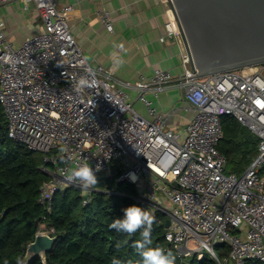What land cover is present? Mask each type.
Here are the masks:
<instances>
[{
	"label": "built area",
	"instance_id": "2783aa9c",
	"mask_svg": "<svg viewBox=\"0 0 264 264\" xmlns=\"http://www.w3.org/2000/svg\"><path fill=\"white\" fill-rule=\"evenodd\" d=\"M25 1L35 3L45 30L16 46L0 22V104L9 137L43 154L40 168L50 178L42 183L38 200L45 210L52 212L58 192L80 188L66 180L71 168L89 162L95 171L100 164L98 177L116 162L123 168L120 179L140 187L138 200L168 215L166 239L181 261L214 253L219 264H264V63L197 77L185 46L177 80L171 71L156 68L134 86L146 117L113 67L86 58L68 24L72 5ZM163 1L170 13L166 34L184 45L173 0ZM99 16L113 32L111 12L102 9ZM81 77L94 86L77 92ZM172 83L196 111L184 133L167 127L166 113L148 98ZM226 114L259 138L258 152L242 174L226 172L227 157L218 147ZM92 189L82 191L85 204ZM222 243L230 250L219 257L216 246Z\"/></svg>",
	"mask_w": 264,
	"mask_h": 264
},
{
	"label": "trees",
	"instance_id": "16d2710c",
	"mask_svg": "<svg viewBox=\"0 0 264 264\" xmlns=\"http://www.w3.org/2000/svg\"><path fill=\"white\" fill-rule=\"evenodd\" d=\"M224 131L219 150L227 157L226 172L242 174L258 152L259 138L233 115L222 116ZM43 154L28 149L8 135V120L0 104V264H20L27 245L40 231H54L57 239L48 252L47 264H142V257L134 247L140 240L139 231L129 235L111 229L109 225L123 217V209L137 205L150 211L156 218L148 247H161L181 259L167 239L165 226L168 215L152 211L149 204L138 200L140 187L121 180L123 168L113 162L110 171L97 177L84 203L83 192L75 186L66 187L55 195L51 213L39 203L40 187L50 176L41 170ZM219 257L229 253V246H216ZM29 264H44L40 256ZM192 264H217L209 253L192 259ZM248 264H263L250 260Z\"/></svg>",
	"mask_w": 264,
	"mask_h": 264
},
{
	"label": "crops",
	"instance_id": "0c3cea01",
	"mask_svg": "<svg viewBox=\"0 0 264 264\" xmlns=\"http://www.w3.org/2000/svg\"><path fill=\"white\" fill-rule=\"evenodd\" d=\"M59 6L72 5L68 24L86 58L93 64L113 67L111 54L115 51L123 64L115 69L119 81L129 83L130 100L136 109L149 117L145 104L138 99L134 87L149 79L156 68L166 69L179 78L184 70L182 54L185 44L166 34L170 17L163 0H56ZM112 14L114 31L102 23L99 11ZM0 22L8 39L16 46L30 36L42 33L45 24L35 3L9 0L0 5ZM123 44L120 50L115 45ZM148 98L160 111L165 112L167 127L185 132L195 116V109L184 98L180 88L173 83L158 97L151 92Z\"/></svg>",
	"mask_w": 264,
	"mask_h": 264
},
{
	"label": "water",
	"instance_id": "95a60500",
	"mask_svg": "<svg viewBox=\"0 0 264 264\" xmlns=\"http://www.w3.org/2000/svg\"><path fill=\"white\" fill-rule=\"evenodd\" d=\"M192 55L197 77L264 63V0H173ZM171 224L166 220L165 226ZM40 231L26 248L20 264L40 256L47 264L48 252L57 239ZM181 264H192L182 261Z\"/></svg>",
	"mask_w": 264,
	"mask_h": 264
},
{
	"label": "clouds",
	"instance_id": "9594fccd",
	"mask_svg": "<svg viewBox=\"0 0 264 264\" xmlns=\"http://www.w3.org/2000/svg\"><path fill=\"white\" fill-rule=\"evenodd\" d=\"M114 47L123 50V44L115 45ZM113 60V68L118 69L123 64L122 57L117 52L111 54ZM94 86V81L90 82L87 78L81 77L76 85L75 90L77 92L82 91L84 88H90ZM63 160V157H61ZM101 171V165L97 164L95 171L89 162H84L77 165L75 168H71L66 175L68 183L78 182V186L83 192L89 191L92 187L98 184L96 172ZM130 179L135 182L137 177L134 173L129 174ZM123 217L115 219L109 227L118 232L127 233L129 235L135 234L139 231L140 240L134 243V247L142 257V264H176V256L171 251L165 252L161 247H148L152 243L151 231L153 224L155 223V216L148 210L137 206L131 205L123 210ZM212 259L217 261L219 259L214 253H211ZM112 264H121V261L113 258Z\"/></svg>",
	"mask_w": 264,
	"mask_h": 264
},
{
	"label": "rangeland",
	"instance_id": "374dc122",
	"mask_svg": "<svg viewBox=\"0 0 264 264\" xmlns=\"http://www.w3.org/2000/svg\"><path fill=\"white\" fill-rule=\"evenodd\" d=\"M179 132H181V133H183V131L181 130V131H179ZM121 162V161H120ZM120 164V163H119ZM109 171V170H108ZM108 171H106V172H108ZM109 173H110V171H109Z\"/></svg>",
	"mask_w": 264,
	"mask_h": 264
}]
</instances>
